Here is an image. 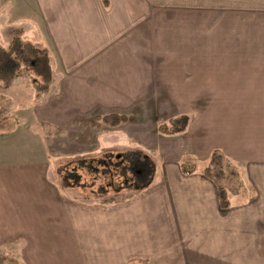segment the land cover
Masks as SVG:
<instances>
[{"label": "crops", "instance_id": "obj_1", "mask_svg": "<svg viewBox=\"0 0 264 264\" xmlns=\"http://www.w3.org/2000/svg\"><path fill=\"white\" fill-rule=\"evenodd\" d=\"M28 3L36 9L37 18L22 11ZM199 7L200 2L165 0H109L107 6L101 0H0V32L29 25L51 48L54 64L49 73L54 80L55 103L50 113L44 104L49 97L36 106L44 105L40 109L42 118L54 125L57 136L68 132L72 139L73 131L80 130L87 135L86 141L91 139V146H80L79 141L75 148L69 143L70 149L122 147L146 151L153 145L162 154L163 149L171 152L172 148L166 147L170 138L182 134L195 145L188 149L189 154L200 160L209 151L210 158L216 153L228 162L226 154L230 153L232 162L228 163L237 185L228 194L229 206L220 208L215 184L202 173L208 164L197 158L189 160L193 163L190 172L182 170L186 159L180 156L155 161L152 182L116 203L73 199L46 162L9 163L0 167V233L30 234L33 223L43 230L48 225L54 229L43 232L54 234L55 239L46 249H63L59 236L65 223L59 221L61 217L68 219L72 227L69 233L73 249L77 248L81 223L76 207L109 208L104 211L112 206L118 207L117 223L111 224V217L104 216L102 229L99 219L91 213H86L85 218H89L88 227L100 228L106 235L107 255L124 258L113 264H127L129 260L135 264H264L262 254L257 258V251L264 250V145L250 149L249 136L254 134L249 125L245 126L249 131L240 129L233 138L222 140L200 132L190 135L193 126L200 131L204 127L186 114H178L187 116L181 131L160 135V121H172L178 116L160 120L154 114L153 107L159 106L160 99L166 100L160 105L175 104L162 91L191 89V85L201 83V74H205L200 66L191 67L183 60V39L176 37L182 30L175 27L183 26L184 20L159 17L157 11ZM17 70L14 68L11 74ZM108 113L125 114L128 120L110 127L95 119L96 115ZM84 120L88 124L78 127ZM96 123L100 125L97 132ZM258 136L264 139V133ZM227 138L245 149H228ZM163 142L165 148L160 145ZM206 145L212 146L207 150ZM235 208L239 213L231 215L229 224L224 225L223 212L232 213ZM112 233H118V238L111 244Z\"/></svg>", "mask_w": 264, "mask_h": 264}, {"label": "rangeland", "instance_id": "obj_2", "mask_svg": "<svg viewBox=\"0 0 264 264\" xmlns=\"http://www.w3.org/2000/svg\"><path fill=\"white\" fill-rule=\"evenodd\" d=\"M165 1L201 3V7L190 10H159L157 16L184 20L183 26L175 27L182 30L176 37L183 39V60L189 62L191 67L200 66L205 74H201V83L191 85V89L162 91L163 94L167 92L169 100L175 101V104L172 107L170 104L160 105V102H166L165 99H160L159 106L153 107L155 116L162 120L163 117H177L178 114L190 115L188 117L192 121H199L204 127L200 131L194 130L193 126L190 135H198L200 132L202 136L212 135L221 140L226 137L233 138L240 129L247 132L250 128L254 136H257H249V141H252L250 149H260L264 145V139L258 136L264 133V73H261L264 68V0ZM25 6L28 8L22 10L24 14L37 18L36 9L29 7L30 3ZM52 64V50L40 41L35 28L22 25L5 28L0 32V167L9 163L17 165L46 162L51 167V173L66 187L64 190L70 197L87 202H106L129 198L144 190L149 185L146 184L150 178V183L152 182L153 174H149L141 166L132 169L130 162L125 160L127 158L122 156L125 153L127 155L133 150H140L159 163L165 158L170 159L172 155L175 158L180 156L186 159L182 161L184 167L193 160H200L197 155L189 154L188 149H194L195 145L190 142L189 137L182 134L170 138L167 145L166 142L160 143L161 147L165 148L166 145L167 148H172L171 152L163 149L162 154L161 149L153 148V145L151 149H146L148 153L144 149L122 147L70 149L69 143L75 148L79 141L82 143L80 146H91V139L86 141L87 135L80 130L73 131L72 139L68 137V132L62 134V137L57 136L54 125L45 121L46 117L42 118L40 109L44 105L36 106L38 102L49 97L44 104L49 113L53 110L56 91L53 77L49 73ZM16 67L18 70L12 75L11 71ZM246 70L248 74L245 73ZM179 117L172 121H160L159 126L163 124L162 127L173 130L174 126L181 125ZM253 123L255 127L252 126ZM86 124L88 123L84 120L77 126ZM246 125L249 128H245ZM99 127L96 123V132ZM159 133L161 135L163 132ZM147 138L149 137H144V140ZM230 138H227L228 149L243 148L233 144ZM93 144L97 145L96 138ZM211 146L206 145L205 149L209 150ZM226 155L227 161L231 163L230 153ZM201 160L204 165L213 162L215 171L219 175H225L226 185L234 186V179L229 174V168L225 167V161L218 156L210 158L209 151L206 158ZM76 208L79 222L81 221L77 229V248L70 247L72 237L69 230L72 227L68 219L60 217L59 221L65 223L60 227L64 232L59 236L62 238L59 242L64 246L63 249H46L55 237L54 234L43 231L54 228L47 225L43 230L36 228L37 223H33L34 228L30 234L0 233V264H58V260L79 264L121 262L124 258L113 259L107 255L106 235L100 228L88 227L90 221L85 218L86 213H91L99 219L98 225L102 228L104 216L105 219L111 217V224L120 221L118 207L111 206V210L104 211L103 209L109 208ZM246 208L249 209L248 206ZM113 209L115 212H112ZM232 210V213L231 210L223 212L224 225L229 224L231 215L239 213L237 208ZM115 238H118V233H112L111 244ZM262 252L257 251V258L261 254V258H264Z\"/></svg>", "mask_w": 264, "mask_h": 264}, {"label": "trees", "instance_id": "obj_3", "mask_svg": "<svg viewBox=\"0 0 264 264\" xmlns=\"http://www.w3.org/2000/svg\"><path fill=\"white\" fill-rule=\"evenodd\" d=\"M102 3L107 6L109 3V0H101ZM9 63V61H8ZM181 120V125L178 127L173 128V130L171 129H166V127H162L163 124H161L159 126V131L163 132V133H172L174 131H181L186 122H187V116L186 115H182L179 117ZM95 119L100 120L102 123H104L105 125H108L110 127H115L121 123H125L128 118L125 114H121V113H108V114H104V115H96ZM119 155V154H118ZM122 156H124V158L126 157L127 159H125L126 161L130 162V166L132 169H135L139 166L143 167L145 169L146 172H148L149 174H154L155 172V161H153L147 154L141 152L140 150H133L131 152H128L127 155L126 153L123 154ZM216 156V153L213 154L212 159H214V157ZM218 156V155H217ZM218 158L220 160H223L222 156H218ZM224 162V160H223ZM225 167L229 168V174L233 177L234 179V186H227L226 182H225V175H219L218 172L215 171L214 166H213V162L208 163V165L203 169L202 173L203 175L208 178L209 180H211L215 186H216V190H217V197H218V203L220 208L225 209L229 206V199H228V194L229 192H231V190L236 187L235 185H237L235 182V173L232 170V168L230 167L228 162H224ZM193 168V163L189 162L187 167H184V163H182V170L184 172H190ZM219 176H221V179H219ZM222 180V181H221ZM151 178L149 179L148 184H150ZM135 186H137V184H135ZM103 202V201H101ZM118 201H114V200H110V201H106L103 203H116ZM127 264H135L134 260H129L127 262Z\"/></svg>", "mask_w": 264, "mask_h": 264}]
</instances>
